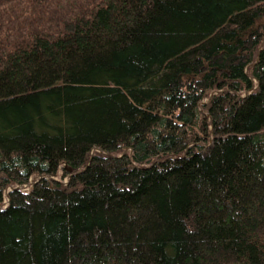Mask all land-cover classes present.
<instances>
[{"label":"trees","instance_id":"1","mask_svg":"<svg viewBox=\"0 0 264 264\" xmlns=\"http://www.w3.org/2000/svg\"><path fill=\"white\" fill-rule=\"evenodd\" d=\"M0 264H264V0H0Z\"/></svg>","mask_w":264,"mask_h":264},{"label":"rangeland","instance_id":"2","mask_svg":"<svg viewBox=\"0 0 264 264\" xmlns=\"http://www.w3.org/2000/svg\"><path fill=\"white\" fill-rule=\"evenodd\" d=\"M34 181H35V180L32 179L30 182H28L27 185H24V186H23V190H28V188L32 185V183H33ZM12 188H13V186H9V187H7V188L3 191V195L5 196V199H4V200L7 199V198H6V194H7L9 191H11Z\"/></svg>","mask_w":264,"mask_h":264},{"label":"water","instance_id":"3","mask_svg":"<svg viewBox=\"0 0 264 264\" xmlns=\"http://www.w3.org/2000/svg\"><path fill=\"white\" fill-rule=\"evenodd\" d=\"M69 171H71V169H68Z\"/></svg>","mask_w":264,"mask_h":264}]
</instances>
